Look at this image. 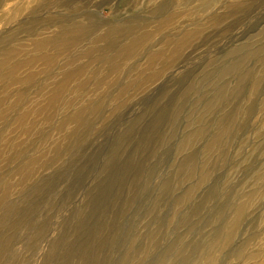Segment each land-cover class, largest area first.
<instances>
[{"label":"rangeland","instance_id":"374dc122","mask_svg":"<svg viewBox=\"0 0 264 264\" xmlns=\"http://www.w3.org/2000/svg\"><path fill=\"white\" fill-rule=\"evenodd\" d=\"M0 264H264V0H0Z\"/></svg>","mask_w":264,"mask_h":264}]
</instances>
